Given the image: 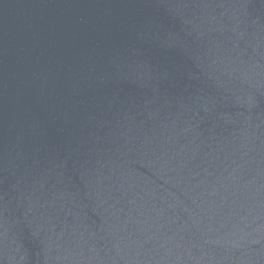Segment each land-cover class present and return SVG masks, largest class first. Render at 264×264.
I'll use <instances>...</instances> for the list:
<instances>
[{"label": "water", "instance_id": "water-1", "mask_svg": "<svg viewBox=\"0 0 264 264\" xmlns=\"http://www.w3.org/2000/svg\"><path fill=\"white\" fill-rule=\"evenodd\" d=\"M0 264H264V0H0Z\"/></svg>", "mask_w": 264, "mask_h": 264}]
</instances>
